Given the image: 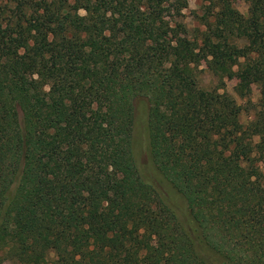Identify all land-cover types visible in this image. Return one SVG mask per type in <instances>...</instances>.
<instances>
[{"label":"trees","instance_id":"trees-1","mask_svg":"<svg viewBox=\"0 0 264 264\" xmlns=\"http://www.w3.org/2000/svg\"><path fill=\"white\" fill-rule=\"evenodd\" d=\"M200 2L0 0V264H264V0Z\"/></svg>","mask_w":264,"mask_h":264},{"label":"rangeland","instance_id":"rangeland-1","mask_svg":"<svg viewBox=\"0 0 264 264\" xmlns=\"http://www.w3.org/2000/svg\"><path fill=\"white\" fill-rule=\"evenodd\" d=\"M188 4V8L183 11V21L187 25L188 29L191 31L194 28H197L199 26L197 19L195 18V15H200L201 10V2L200 0H186ZM234 7L242 14L247 13V5L243 3L242 1H236L234 2ZM200 70H202V73L200 74V84L204 89H213L217 86V81L207 72L206 67L204 64L201 65ZM237 84V78H234L232 80H226L224 81V87L221 92H227L228 94L232 95L237 103L242 107L243 112L241 114L240 122L241 123H247L251 120L253 117V108L257 104L259 97H260V87L258 85L252 86V93L249 96L248 99H242L238 97L234 92V87ZM147 112H148V103L143 98H137L134 100V115H135V124L133 127V140L136 145V149L140 156V162L144 166V173H147L149 178H153L154 175H157L156 173L152 171V169L149 167L148 163V136H147ZM169 193L172 195V197H175L176 191L173 188L168 189ZM178 199H176V202ZM174 201V202H175ZM180 203V202H179ZM179 208L181 205H178ZM4 264H14L11 261H6Z\"/></svg>","mask_w":264,"mask_h":264},{"label":"clouds","instance_id":"clouds-1","mask_svg":"<svg viewBox=\"0 0 264 264\" xmlns=\"http://www.w3.org/2000/svg\"><path fill=\"white\" fill-rule=\"evenodd\" d=\"M80 15L83 16V15H86V13L83 10H81Z\"/></svg>","mask_w":264,"mask_h":264}]
</instances>
